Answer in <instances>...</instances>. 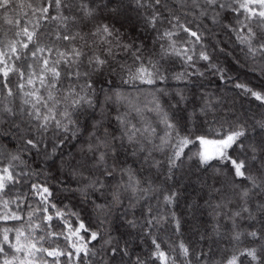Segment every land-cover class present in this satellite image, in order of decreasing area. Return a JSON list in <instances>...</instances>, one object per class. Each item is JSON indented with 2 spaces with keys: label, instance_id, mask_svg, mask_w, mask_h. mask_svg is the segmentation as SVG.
I'll list each match as a JSON object with an SVG mask.
<instances>
[{
  "label": "snow or ice",
  "instance_id": "obj_1",
  "mask_svg": "<svg viewBox=\"0 0 264 264\" xmlns=\"http://www.w3.org/2000/svg\"><path fill=\"white\" fill-rule=\"evenodd\" d=\"M0 264H264V0H0Z\"/></svg>",
  "mask_w": 264,
  "mask_h": 264
},
{
  "label": "trees",
  "instance_id": "obj_2",
  "mask_svg": "<svg viewBox=\"0 0 264 264\" xmlns=\"http://www.w3.org/2000/svg\"><path fill=\"white\" fill-rule=\"evenodd\" d=\"M221 39H226V37H221ZM221 91H223V89H221ZM229 96H230V94H229Z\"/></svg>",
  "mask_w": 264,
  "mask_h": 264
}]
</instances>
